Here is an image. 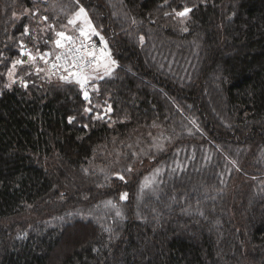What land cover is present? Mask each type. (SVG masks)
I'll return each mask as SVG.
<instances>
[{"label": "trees", "instance_id": "trees-1", "mask_svg": "<svg viewBox=\"0 0 264 264\" xmlns=\"http://www.w3.org/2000/svg\"><path fill=\"white\" fill-rule=\"evenodd\" d=\"M80 6L115 61L90 100L5 87ZM0 264H264V0H0Z\"/></svg>", "mask_w": 264, "mask_h": 264}, {"label": "snow or ice", "instance_id": "snow-or-ice-1", "mask_svg": "<svg viewBox=\"0 0 264 264\" xmlns=\"http://www.w3.org/2000/svg\"><path fill=\"white\" fill-rule=\"evenodd\" d=\"M73 3H79V0H72ZM175 14L179 17H185L190 11V8L185 7L182 11L173 10ZM35 15V13H33ZM168 15V13H165ZM41 19L47 20V17H42ZM68 25H72L75 31H78L79 37L83 39H78V37L68 35L65 31L56 32V39L54 40V45L56 49H60L55 54L54 62H49L47 57L49 53H41L37 50L36 55H33L31 51H25V45L23 41L20 43L21 47V56H27L29 62H35L37 59L42 61L45 65H49V68L46 71V75L51 77L52 75H58V78L65 83H73L75 82L80 86L83 90L85 85L88 83L90 79L93 78L92 73L98 71L99 68L103 67L105 70V75L111 72V66L115 65V61L111 60L110 53L107 52L106 44L105 49L102 50L99 55L97 54L95 48L89 50L85 41L90 38V35H98L96 32L91 20L88 17V13L83 6H80L74 13L72 18L68 20ZM52 28L51 25L48 26ZM187 31V29H185ZM23 35H29V29L25 27ZM141 42H143V37L140 38ZM101 41L103 42V37H101ZM25 63L22 59H17L13 61L11 68L8 71V77L12 83H15V80L12 79L14 75V71L18 65H23ZM37 73L41 71H45V69L37 68ZM61 72L67 73V75L60 74ZM10 85H5V87H9ZM23 87H27L26 83L22 82ZM83 96L85 100L89 99V95L87 91L83 92ZM86 112L91 111L90 108L85 109ZM106 111H111L109 106ZM71 122V118L70 121ZM131 171V169H129ZM119 179L123 180V176H119ZM127 198V193L121 194L120 199L124 200ZM111 204V201L108 202ZM117 215H120L117 212Z\"/></svg>", "mask_w": 264, "mask_h": 264}, {"label": "rangeland", "instance_id": "rangeland-1", "mask_svg": "<svg viewBox=\"0 0 264 264\" xmlns=\"http://www.w3.org/2000/svg\"><path fill=\"white\" fill-rule=\"evenodd\" d=\"M44 1H46V0H44ZM185 8V7H184ZM183 8V9H184ZM187 8H189V7H187ZM182 11V10H181ZM189 14V13H188ZM188 14L185 16V17H179V16H177L176 14H175V12L174 11H172L171 13H169V15L173 18V19H177V20H179V21H181V22H185L186 20H187V16H188ZM41 22H43V20H41ZM38 23H39V20H38ZM66 33L67 34H70V35H79L78 34V31H75L74 29H73V26L72 25H68V23H67V28H66ZM90 36H94V35H90ZM57 37H56V34H54L53 35V50H54V47H55V45H54V40L56 39ZM82 38V37H81ZM164 45H160V46H158V49H164V48H166V46H167V44H169L168 42L167 43H163ZM51 46H52V43H51ZM51 49V48H50ZM111 56V55H110ZM23 58H22V60H24L25 61V63L23 64V65H18L17 67H16V69H15V71H14V75H13V77H12V79L13 80H15V82L17 81V78H15V74H16V72H17V70H18V68L20 67V66H24V65H27V64H29V65H31V66H33V67H35L34 69L36 70L37 69V67H39V66H41V65H43V67L41 68V69H45V71H41V72H43V74H45V76H46V71H47V69H46V67H45V64L42 62V61H40L39 59H37L35 62H29L28 61V57L25 55V56H22ZM111 60H112V58H111ZM12 66V65H11ZM115 66V65H114ZM114 66H111L110 65V67H111V72L109 73V74H107V75H105V70H104V68L103 67H101V68H99L98 69V71H96L95 73H92V76H93V78L92 79H90L89 81H88V83L85 85V87H84V89L82 90L81 88H80V86L78 85V84H76L75 82H73L72 84H76L77 86H78V88H80L81 90H82V92H84V91H87L88 93H91V92H95L96 90H97V83H99V82H101L103 79H105V78H107V77H109L111 74H112V72H113V70H114ZM11 68V67H10ZM9 71V70H8ZM8 71L6 72V74H7V80H8V85H12V84H14V83H12L11 81H10V79H9V77H8ZM126 71H128V70H126ZM47 77L48 78H50L48 75H47ZM132 77H134V76H132ZM139 81H141V80H139ZM62 82V81H61ZM142 83H145V82H142ZM97 84V85H96ZM142 90V89H146L147 90V87L145 86V85H143V84H141V83H138V85H137V90ZM211 92L208 90V95H206V97H208V100H207V98L205 97V99H206V102L208 103V101H211L210 99H209V94H210ZM89 95V94H88ZM88 100H90V98L88 99ZM211 104H212V109H213V111H212V113H218L219 112V107L217 106V105H214L213 103H212V101H211ZM92 106V108L94 107V105H93V103H91V101H88V107L87 108H90ZM211 107V106H210ZM109 107H108V105L106 104V105H104V107H102V108H98V110H96L95 112H91L92 114L94 113V114H96V115H94V119H97V117H100L101 115H105V117H103V118H106V116H107V114H109L110 113V111H106V109H108ZM88 112H90V111H88ZM115 173H117V172H110L109 173V175H111V176H109V177H114V176H122L121 174H115ZM202 178V177H201ZM202 181V179H194V180H191V183H189V186H188V190H189V193H191V194H194V193H197L198 191H200L199 189L202 187V186H200L199 185V182H201ZM166 185H168V183H166ZM165 190V189H164ZM162 192L160 191V194H161ZM158 194V193H157ZM150 196H154V195H150Z\"/></svg>", "mask_w": 264, "mask_h": 264}, {"label": "built area", "instance_id": "built-area-1", "mask_svg": "<svg viewBox=\"0 0 264 264\" xmlns=\"http://www.w3.org/2000/svg\"><path fill=\"white\" fill-rule=\"evenodd\" d=\"M78 39H82V38L78 37ZM85 43L88 46L89 50H92V48L94 47L98 55H99V53L102 50L105 49L104 44L102 43L101 40L88 39L87 41H85ZM59 51H62V50L58 49L57 52H59ZM55 54L47 57V59L49 60L50 63L51 62H54V60H55ZM49 66H50V64L48 65V68H49ZM60 74H67V73L61 72Z\"/></svg>", "mask_w": 264, "mask_h": 264}]
</instances>
